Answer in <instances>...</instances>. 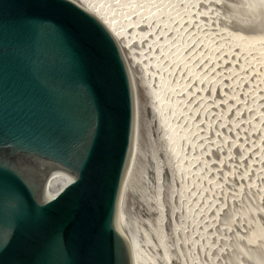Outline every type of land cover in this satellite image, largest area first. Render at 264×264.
<instances>
[{"label":"water","instance_id":"95a60500","mask_svg":"<svg viewBox=\"0 0 264 264\" xmlns=\"http://www.w3.org/2000/svg\"><path fill=\"white\" fill-rule=\"evenodd\" d=\"M125 55L77 0H0V264H136Z\"/></svg>","mask_w":264,"mask_h":264},{"label":"rangeland","instance_id":"374dc122","mask_svg":"<svg viewBox=\"0 0 264 264\" xmlns=\"http://www.w3.org/2000/svg\"><path fill=\"white\" fill-rule=\"evenodd\" d=\"M97 1L127 24L120 28L129 34L141 88L155 91L159 75L173 79L154 100L157 119L173 126L161 137L136 99V148L125 187L143 257L148 264H264V0H172L169 21L140 28L133 5L144 0ZM170 28L183 33L173 42L174 61L170 49L160 57V47L153 52L154 43L139 37ZM164 148L177 176L158 165L168 162ZM258 229L262 236L251 243Z\"/></svg>","mask_w":264,"mask_h":264},{"label":"bare ground","instance_id":"6f19581e","mask_svg":"<svg viewBox=\"0 0 264 264\" xmlns=\"http://www.w3.org/2000/svg\"><path fill=\"white\" fill-rule=\"evenodd\" d=\"M84 8H86L87 10H89L91 13H93L95 16H97L102 22H103V24L109 29V31H111V33L114 35V37H115V39L117 40V42L119 43V45H120V47H121V49H122V51H123V53H124V55H125V58H126V60H127V63H128V65H129V69H130V71H131V74H132V77H133V82H134V88H135V93H136V99L139 101V107L138 108H143V112H145V115H146V117H144V119L146 118V119H148L149 117L152 119V121H153V123H151V128H152V126L154 127V131H155V134L157 135L156 137H159V134H160V132H161V134H163L164 132L163 131H165V129H167V128H170V127H172L173 128V126H167V125H165L164 124V122H166V120L163 118V117H160L159 119H157V117H156V115H159L158 114V112L160 111H158V107L159 106H157V104L154 102V100H157V97L158 96H162V93L164 94V92H165V89H167L166 87H170L171 86V84L173 85V79L172 80H168V79H166L165 77H164V75H159V77L157 76V78H156V88H154L155 89V91H153V90H148V86H147V88H145V89H143V88H141V85L140 84H138V82L135 80L136 79V77L138 76H140V74L138 75V69L136 70L135 69V66H134V64H133V62H132V60H131V58L130 57H132L133 58V55L132 56H130V54H132L131 53V50L129 49V47L127 46V43H126V40L127 39H125L126 38V36H128L129 34H128V32H127V29L125 30V29H121L120 28V23H122L124 26L125 25H127L126 23H124V21H122L121 22V18H119V17H117L116 15H115V13H113L112 11H114V10H112V9H110V8H108L107 6H104V5H102L99 1H97V0H77ZM139 2L141 1V2H143V0H138ZM145 1H147V0H144V2L143 3H141V4H138V5H133V8H134V10H135V14H136V16H135V19L137 18H139L138 19V21H141L140 22V24H138L139 26H136V27H141V26H145V27H149V26H153V24H156L157 22H159L160 20H164V21H169L168 19H169V17H173L174 15H175V9H174V7H172L173 5H174V3H172L171 5H170V3L168 4V2L170 1V2H172V0H167V2H163V0H148L149 1V3H146ZM165 1V0H164ZM173 1H175V0H173ZM177 1V0H176ZM117 2V1H116ZM134 2V1H133ZM137 2V1H136ZM104 3V2H103ZM118 3V2H117ZM126 3V2H125ZM146 3V4H145ZM164 3H167V5L166 4H164ZM176 3V2H175ZM115 4V3H114ZM128 4H130L129 2H128ZM127 6V5H126ZM110 7V6H109ZM129 7V6H128ZM131 9H132V7H130ZM131 9H129V10H131ZM127 10V12L129 11L128 9H126ZM133 10V11H134ZM119 12V11H118ZM122 12V11H121ZM124 13V12H123ZM122 14V13H121ZM126 14V13H125ZM131 14H132V12H131ZM118 15V14H117ZM120 15V14H119ZM122 16V15H121ZM127 18H129V17H127ZM127 18H126V20H127ZM127 21H129V20H127ZM134 21V20H133ZM133 21H131V22H133ZM130 22V21H129ZM130 22V23H131ZM172 22V21H171ZM139 23V22H138ZM152 24V25H151ZM168 24H169V22H168ZM168 24H166V25H168ZM130 25V24H129ZM135 25H137V24H135ZM135 25H133L134 27L133 28H136L135 27ZM169 25H171V24H169ZM261 25V24H260ZM129 27V26H128ZM127 27V28H128ZM154 27V26H153ZM178 27V26H177ZM125 28V27H124ZM173 28H174V26H173ZM173 28L170 30V31H167V32H161V33H154V34H150V32H149V34L150 35H144V34H139V35H141V36H139V37H141L142 38V40L143 39H145V38H147L148 39V41L149 40H151V43L153 42L154 44V48L152 47H149V49L151 50V51H155V50H157L159 47V50H158V55H160V53H166V51H168L169 49V51L168 52H170V53H168L169 54V56H170V54L173 52V48H175L174 47V44H173V42H174V39H181V37L183 36V33H179V31L178 32H176V31H174L173 30ZM241 29V28H240ZM132 30V29H131ZM130 30V31H131ZM162 30V29H161ZM160 30V31H161ZM148 31H149V29H148ZM164 31V30H163ZM142 32V31H141ZM181 32H182V30H181ZM131 33V32H130ZM145 33V32H144ZM185 33V32H184ZM246 36V35H245ZM246 37H248V36H246ZM251 37V36H250ZM249 38V37H248ZM173 39V40H172ZM128 41V40H127ZM143 41H146V39L145 40H143ZM247 42V41H246ZM248 43V42H247ZM155 46H156V49H155ZM147 47V46H146ZM257 48V47H256ZM261 50V49H260ZM177 51V50H176ZM175 52V51H174ZM172 53V55L171 56H174V54L175 53ZM260 52H263L262 50L260 51ZM259 51H258V53L259 54H261L262 55V53H260ZM134 53V52H133ZM152 53V52H151ZM157 53V52H156ZM135 55V54H134ZM157 55V54H156ZM164 55H166V54H164ZM176 55H177V53H176ZM175 55V56H176ZM136 56V55H135ZM163 56V55H162ZM170 56V59H172L173 61H174V58H177V57H171ZM160 57H161V55H160ZM152 58H155L154 56L152 57ZM168 59V58H167ZM154 60V59H153ZM152 60V61H153ZM154 65H161L162 64V62H161V60L159 61L158 59L156 60H154ZM172 63V62H171ZM163 66V65H162ZM173 71V70H172ZM141 72H143V71H141ZM140 72V73H141ZM178 74V73H177ZM155 81V80H154ZM135 83H136V86H135ZM145 83V82H144ZM142 84H143V80H142ZM151 84V83H150ZM149 84V85H150ZM145 85H148V84H146L145 83ZM172 87V86H171ZM147 89V90H146ZM146 95V96H145ZM141 98H143V99H141ZM146 98V99H145ZM160 98V97H159ZM145 99V100H144ZM145 101V102H144ZM158 101V100H157ZM170 102H173L172 100L170 101ZM172 104V103H171ZM140 110V109H139ZM138 110V111H139ZM141 113V112H140ZM177 116H180V113H177ZM148 117V118H147ZM165 117V116H164ZM143 118V117H142ZM150 118L148 119V120H150ZM144 121V120H143ZM146 122V121H145ZM149 122V121H148ZM150 123V122H149ZM144 124H148L147 122L146 123H144ZM152 124H154V125H152ZM139 126V125H138ZM149 126V125H148ZM167 126V127H166ZM144 130V129H143ZM152 130V129H151ZM168 130V129H167ZM153 131V132H154ZM148 132V131H147ZM160 134V137L162 136ZM153 135H154V133H153ZM151 136V135H150ZM155 136V135H154ZM150 140H152V139H150ZM158 150V149H157ZM158 151H156V153H157ZM162 153L160 154L163 158H164V160L165 159H167L168 160V162L166 161V162H164V163H162V162H160V160H158V162H159V164L158 165H160L161 166V168H163L162 166H166L167 168L164 170V169H162V170H164V171H166L165 173L166 174H168V175H174V176H177L178 175V173L180 172L179 171V169H177L175 166V164H173V159H170V156H168V157H166L165 155H167V151H166V149L164 148V149H162V151H161ZM157 162V163H158ZM159 166V167H160ZM156 168V167H155ZM186 180V179H185ZM177 182H181V179H178L177 180ZM183 182V181H182ZM184 183V182H183ZM178 185V184H177ZM182 185V184H181ZM130 196V195H129ZM128 199V198H127ZM127 210H128V219H129V228H130V241H131V243H132V245H133V248H134V251H135V259H136V264H148V262H147V259H145L144 257H143V249L144 248H142L141 246V240H140V238H139V233H138V228L136 227V223L133 221V216H132V213H133V211H132V208H131V204L129 205V203H127ZM156 216V215H155ZM155 218V217H154ZM140 232V231H139ZM259 232V229L257 230V234H256V237H252V242L251 243H253L254 241H256L257 240V238H259V237H261L262 236V234H260V232ZM140 233H142V232H140ZM143 235V234H142ZM156 236V235H155ZM155 236H153V237H155ZM141 237V236H140ZM148 238V237H147ZM141 239H142V237H141ZM154 239H156V238H154ZM157 241V240H156ZM146 244V243H145ZM145 246V245H144ZM142 248V249H141ZM148 248V247H147ZM154 250H156L157 252H159V254H160V249H161V246H160V244H158V246H156V247H154L153 248ZM150 250V249H149ZM145 251V250H144ZM148 251V250H147ZM149 253V252H148ZM156 252H154V254H155ZM150 254H151V252H150ZM153 254V253H152ZM158 254V253H157ZM156 254V255H157ZM149 256V255H148ZM147 257V256H146ZM157 258V257H156ZM159 258H161V257H159ZM157 260V259H156ZM161 261H162V259H161ZM156 262V261H155ZM163 262V264H167V263H165L164 261H162ZM158 264H160V263H158Z\"/></svg>","mask_w":264,"mask_h":264}]
</instances>
